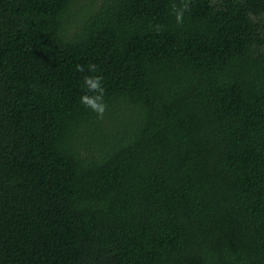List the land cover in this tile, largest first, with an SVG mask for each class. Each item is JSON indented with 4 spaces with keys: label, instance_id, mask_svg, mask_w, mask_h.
<instances>
[{
    "label": "trees",
    "instance_id": "obj_1",
    "mask_svg": "<svg viewBox=\"0 0 264 264\" xmlns=\"http://www.w3.org/2000/svg\"><path fill=\"white\" fill-rule=\"evenodd\" d=\"M0 264H264V0H0Z\"/></svg>",
    "mask_w": 264,
    "mask_h": 264
},
{
    "label": "clouds",
    "instance_id": "obj_2",
    "mask_svg": "<svg viewBox=\"0 0 264 264\" xmlns=\"http://www.w3.org/2000/svg\"><path fill=\"white\" fill-rule=\"evenodd\" d=\"M188 5H183V10L177 14V22H183V12L188 11ZM87 70L90 72H96L97 67L95 64H89ZM77 71L84 72V65H77ZM84 84L87 92L93 93V95H83L80 97V102L86 107L95 112L98 118H103L107 111V104L104 101L105 88L103 87V78L101 76H85Z\"/></svg>",
    "mask_w": 264,
    "mask_h": 264
}]
</instances>
